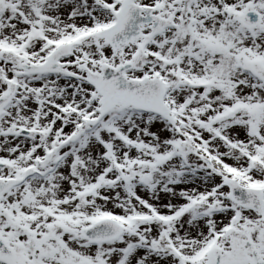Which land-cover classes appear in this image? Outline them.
Returning a JSON list of instances; mask_svg holds the SVG:
<instances>
[{
    "label": "snow or ice",
    "instance_id": "obj_1",
    "mask_svg": "<svg viewBox=\"0 0 264 264\" xmlns=\"http://www.w3.org/2000/svg\"><path fill=\"white\" fill-rule=\"evenodd\" d=\"M0 264H264V0H0Z\"/></svg>",
    "mask_w": 264,
    "mask_h": 264
}]
</instances>
